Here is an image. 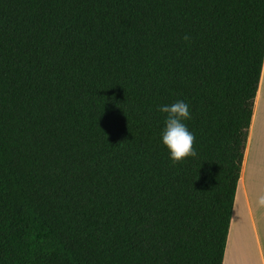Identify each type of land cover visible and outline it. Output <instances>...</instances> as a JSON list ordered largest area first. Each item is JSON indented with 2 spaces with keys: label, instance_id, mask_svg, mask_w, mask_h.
<instances>
[{
  "label": "trees",
  "instance_id": "obj_1",
  "mask_svg": "<svg viewBox=\"0 0 264 264\" xmlns=\"http://www.w3.org/2000/svg\"><path fill=\"white\" fill-rule=\"evenodd\" d=\"M263 57L264 0H0V264H222Z\"/></svg>",
  "mask_w": 264,
  "mask_h": 264
},
{
  "label": "crops",
  "instance_id": "obj_2",
  "mask_svg": "<svg viewBox=\"0 0 264 264\" xmlns=\"http://www.w3.org/2000/svg\"><path fill=\"white\" fill-rule=\"evenodd\" d=\"M222 264H264V57Z\"/></svg>",
  "mask_w": 264,
  "mask_h": 264
},
{
  "label": "clouds",
  "instance_id": "obj_3",
  "mask_svg": "<svg viewBox=\"0 0 264 264\" xmlns=\"http://www.w3.org/2000/svg\"><path fill=\"white\" fill-rule=\"evenodd\" d=\"M184 39H189L185 36ZM159 111L166 113L165 127L161 134L162 143L169 152L173 165L183 162L188 157L197 155L194 149L195 136L183 121L191 118L189 106L183 101L163 105Z\"/></svg>",
  "mask_w": 264,
  "mask_h": 264
}]
</instances>
